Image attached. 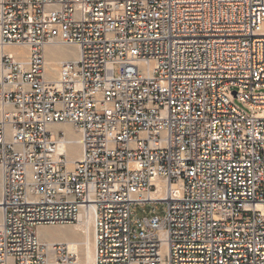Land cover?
<instances>
[{
    "label": "built area",
    "instance_id": "1",
    "mask_svg": "<svg viewBox=\"0 0 264 264\" xmlns=\"http://www.w3.org/2000/svg\"><path fill=\"white\" fill-rule=\"evenodd\" d=\"M263 87L264 0H0V264L74 263L37 229L80 221L95 264H264Z\"/></svg>",
    "mask_w": 264,
    "mask_h": 264
},
{
    "label": "bare ground",
    "instance_id": "2",
    "mask_svg": "<svg viewBox=\"0 0 264 264\" xmlns=\"http://www.w3.org/2000/svg\"><path fill=\"white\" fill-rule=\"evenodd\" d=\"M52 46H61V45H46L45 46V67L46 71L49 75H55L56 70L58 69V64L63 58H59L56 56L53 52L50 53V48ZM64 47H71L76 48V45H62ZM61 46V47H62ZM5 49L9 51L11 54H20L21 56H25L28 53V49L26 47H12V46H6ZM61 49V48H60ZM72 52V50L70 51ZM59 53V52H58ZM67 54V53H66ZM65 54V55H66ZM75 54H77L75 52ZM74 54V55H75ZM62 54L66 58V56ZM73 56V53H72ZM70 57V56H68ZM76 57V55H75ZM71 58V57H70ZM59 123H55L51 125H58ZM67 127L70 129V131L73 134V137H65V140L60 143L59 149L65 150L67 152V155L70 156V148H75V152L73 153V159H70L71 161L68 163V167H70L73 163V161L76 159H79L81 157V147H80V140H79V132L76 130L71 124L65 123ZM160 194V191L153 192L152 196H157ZM1 207H0V221H1ZM79 217L82 218V211L79 212ZM44 228L52 229L51 232L46 233L45 237H39V233L37 232L38 238L43 242H55L47 236L50 235H60L63 238L64 242H67L70 246V248H73L77 252V259L74 263L68 262V263H61V264H95V254H94V243L92 240V228L90 222H78L74 225H55V226H43ZM41 228V227H40ZM39 228V229H40ZM64 229H68L69 233H66ZM50 231V230H49ZM45 240V241H44ZM81 249V257L78 255L79 250ZM49 264H60L55 262V256L51 255L49 258Z\"/></svg>",
    "mask_w": 264,
    "mask_h": 264
},
{
    "label": "rangeland",
    "instance_id": "3",
    "mask_svg": "<svg viewBox=\"0 0 264 264\" xmlns=\"http://www.w3.org/2000/svg\"><path fill=\"white\" fill-rule=\"evenodd\" d=\"M62 46V45H61ZM52 46L50 48V53H54L56 56H58L59 58H63V59H71V58H75V55L77 56L76 53H78V49L75 50L76 48H71V47H64V46ZM61 48V49H60ZM72 50V52H70ZM59 52V53H58ZM67 53V54H66ZM73 53V56H72ZM65 55L66 58L64 56ZM75 54V55H74ZM70 56V57H68ZM260 91H264V87L259 89ZM258 90V91H259ZM235 103L242 109L249 111V109L244 106L241 102L237 101L235 99ZM53 131L55 132H62L64 134L65 137H73L72 132L70 131V129L62 124H58L57 126L54 125L52 126ZM75 152V148H70V159H73V153ZM166 213V203L164 201H160V202H156V203H144V204H135L132 206V211H131V215L132 216H136V217H145V216H151V215H157L160 219L164 217ZM61 225H74V224H61ZM55 226V225H54ZM38 227L37 232L39 233V237H45L46 233H49L52 231V229L49 228H44L43 226H41V228ZM50 230V231H49ZM64 231L66 233H69L68 229H64ZM47 236L49 237V239L53 240V241H63L61 240L63 237L58 235H52L50 237V235L47 234ZM45 241V240H44ZM78 255L81 257V249L78 252Z\"/></svg>",
    "mask_w": 264,
    "mask_h": 264
},
{
    "label": "crops",
    "instance_id": "4",
    "mask_svg": "<svg viewBox=\"0 0 264 264\" xmlns=\"http://www.w3.org/2000/svg\"><path fill=\"white\" fill-rule=\"evenodd\" d=\"M59 124H62V125H65V126H67L65 123H59Z\"/></svg>",
    "mask_w": 264,
    "mask_h": 264
}]
</instances>
